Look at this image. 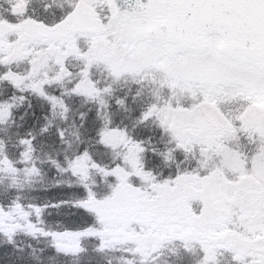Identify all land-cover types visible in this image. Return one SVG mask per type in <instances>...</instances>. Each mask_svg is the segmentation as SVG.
Masks as SVG:
<instances>
[{"label": "snow or ice", "instance_id": "snow-or-ice-1", "mask_svg": "<svg viewBox=\"0 0 264 264\" xmlns=\"http://www.w3.org/2000/svg\"><path fill=\"white\" fill-rule=\"evenodd\" d=\"M0 189V264H264V0H0Z\"/></svg>", "mask_w": 264, "mask_h": 264}, {"label": "trees", "instance_id": "trees-1", "mask_svg": "<svg viewBox=\"0 0 264 264\" xmlns=\"http://www.w3.org/2000/svg\"><path fill=\"white\" fill-rule=\"evenodd\" d=\"M35 104V101L33 102ZM23 109H21V113L18 114V115H22L23 114ZM20 123H22V121H18ZM44 171L47 173L46 176H44V179H43V184L44 185H47L49 182L52 181V173L50 171H48V168L47 166L45 165L44 167ZM57 179H63V180H67L68 177H57ZM41 185H37V187H40ZM2 190V189H0ZM32 195H39V196H44V195H50V193L46 194V193H43V192H36V193H31ZM21 243H24L23 241ZM33 243V246L34 247H43V243L41 242L40 244H37L36 242H31ZM162 260L163 259H167V257H162L161 258ZM109 261H110V264H119V261H120V254L119 253H116V254H112L110 256H108L105 261H104V264H109Z\"/></svg>", "mask_w": 264, "mask_h": 264}]
</instances>
